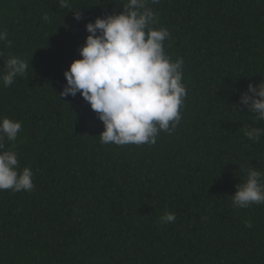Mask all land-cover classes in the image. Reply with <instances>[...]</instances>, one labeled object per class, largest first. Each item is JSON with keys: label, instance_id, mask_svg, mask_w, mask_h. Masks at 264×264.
Segmentation results:
<instances>
[{"label": "trees", "instance_id": "trees-1", "mask_svg": "<svg viewBox=\"0 0 264 264\" xmlns=\"http://www.w3.org/2000/svg\"><path fill=\"white\" fill-rule=\"evenodd\" d=\"M70 5L0 0V73L9 56L29 63L11 86L0 80V120L22 122L5 149L34 184L0 190V264H264V204L232 206L246 170L264 172V136L244 134L264 121L239 106L264 82V0H149L188 94L171 135L123 146L101 142L103 121L80 93L60 95L87 23L123 4ZM166 212L176 220L161 223Z\"/></svg>", "mask_w": 264, "mask_h": 264}, {"label": "clouds", "instance_id": "clouds-1", "mask_svg": "<svg viewBox=\"0 0 264 264\" xmlns=\"http://www.w3.org/2000/svg\"><path fill=\"white\" fill-rule=\"evenodd\" d=\"M159 0H151L152 4ZM123 9L118 14L97 17L86 25L89 35L80 48V59L66 70V85L62 96L75 97L80 93L105 130L99 136L104 144L118 146L154 145L160 131L171 135L181 120L180 109L187 98L183 83V58L173 61L166 53L164 42L170 39L166 27L158 23L149 0H120ZM59 6L71 9L70 0H59ZM48 20V16L43 17ZM75 19H82L76 11ZM8 33L0 30V41ZM9 44L11 41L8 42ZM0 51V57H3ZM29 63L17 56L5 61L0 80L11 86L18 76H24ZM248 93H251L249 95ZM248 93L241 95L239 106L255 113L256 121H264V82L248 85ZM22 122L10 118L0 120V190L14 192L34 189L30 167L20 170L18 154L13 147L5 149V141L15 142ZM249 140L259 142L264 128L244 130ZM232 196V206L244 209L252 204H264V172L248 168L243 182ZM161 223L176 220L175 213L166 212ZM252 227L251 221L246 224Z\"/></svg>", "mask_w": 264, "mask_h": 264}]
</instances>
